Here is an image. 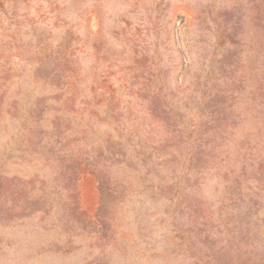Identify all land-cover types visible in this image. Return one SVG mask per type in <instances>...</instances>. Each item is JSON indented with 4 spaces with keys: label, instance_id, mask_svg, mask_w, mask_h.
<instances>
[{
    "label": "rangeland",
    "instance_id": "1",
    "mask_svg": "<svg viewBox=\"0 0 264 264\" xmlns=\"http://www.w3.org/2000/svg\"><path fill=\"white\" fill-rule=\"evenodd\" d=\"M0 264H264V0H0Z\"/></svg>",
    "mask_w": 264,
    "mask_h": 264
},
{
    "label": "trees",
    "instance_id": "2",
    "mask_svg": "<svg viewBox=\"0 0 264 264\" xmlns=\"http://www.w3.org/2000/svg\"><path fill=\"white\" fill-rule=\"evenodd\" d=\"M94 174H95L96 178H98V181L101 182V173L97 172V173H94ZM80 213H82V212H80ZM95 214H96V216L100 215L99 214V208H98V210L96 211Z\"/></svg>",
    "mask_w": 264,
    "mask_h": 264
}]
</instances>
